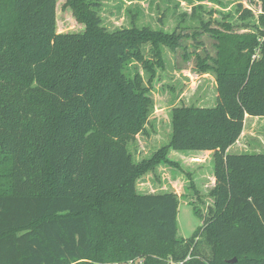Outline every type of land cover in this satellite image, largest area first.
<instances>
[{"label": "trees", "instance_id": "trees-1", "mask_svg": "<svg viewBox=\"0 0 264 264\" xmlns=\"http://www.w3.org/2000/svg\"><path fill=\"white\" fill-rule=\"evenodd\" d=\"M258 2L251 32L204 25L218 38L216 105L176 107L169 144L137 164L131 147L151 100L129 68L141 64L151 81L180 34L108 31L96 0H66L84 30L59 33L57 0H0V264H264V154L228 152L247 116L264 117ZM171 151L212 152L208 198L188 176V204L203 219L189 239L178 237L180 197L136 186L157 165L181 168Z\"/></svg>", "mask_w": 264, "mask_h": 264}, {"label": "rangeland", "instance_id": "rangeland-1", "mask_svg": "<svg viewBox=\"0 0 264 264\" xmlns=\"http://www.w3.org/2000/svg\"><path fill=\"white\" fill-rule=\"evenodd\" d=\"M103 26L108 31L150 27L167 33L180 34V46L176 49L163 46V67L156 66V74L150 80L141 64L134 62L130 72L138 71L149 88L151 100L145 130L139 134L131 151L137 164L153 157L172 137V112L179 106L214 107L217 102V74L213 59L217 57L218 38L204 25L225 31L230 26L235 33L251 32L258 26L260 4L258 0H96ZM66 0H57V31L59 33L82 32L84 25L78 23L70 9H63ZM243 9L251 10V18L242 19ZM243 26H247L244 28ZM152 47L146 46L144 55L153 59ZM155 61V60H154ZM210 67V68H209ZM229 153L264 154V117L247 116L241 137L229 149ZM169 158L181 168L157 165L155 169L136 180L140 193L174 191L180 197L178 208V237L191 238L203 224L188 204L190 176L201 193H208L215 185L212 152L177 153L171 151ZM3 172L4 165H2ZM6 174V173H5ZM209 204L212 201L207 199ZM207 212L206 206L201 207ZM202 254L209 249L201 239L198 244Z\"/></svg>", "mask_w": 264, "mask_h": 264}, {"label": "built area", "instance_id": "built-area-1", "mask_svg": "<svg viewBox=\"0 0 264 264\" xmlns=\"http://www.w3.org/2000/svg\"><path fill=\"white\" fill-rule=\"evenodd\" d=\"M129 264H143V260L138 259V260H132L129 262Z\"/></svg>", "mask_w": 264, "mask_h": 264}, {"label": "water", "instance_id": "water-1", "mask_svg": "<svg viewBox=\"0 0 264 264\" xmlns=\"http://www.w3.org/2000/svg\"><path fill=\"white\" fill-rule=\"evenodd\" d=\"M236 260L234 259V260H232L231 262H235Z\"/></svg>", "mask_w": 264, "mask_h": 264}, {"label": "crops", "instance_id": "crops-1", "mask_svg": "<svg viewBox=\"0 0 264 264\" xmlns=\"http://www.w3.org/2000/svg\"><path fill=\"white\" fill-rule=\"evenodd\" d=\"M214 182H215V180H214Z\"/></svg>", "mask_w": 264, "mask_h": 264}]
</instances>
